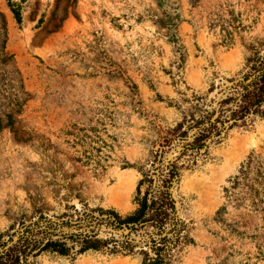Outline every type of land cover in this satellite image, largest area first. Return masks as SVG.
Here are the masks:
<instances>
[{
  "label": "rangeland",
  "instance_id": "374dc122",
  "mask_svg": "<svg viewBox=\"0 0 264 264\" xmlns=\"http://www.w3.org/2000/svg\"><path fill=\"white\" fill-rule=\"evenodd\" d=\"M252 46L264 48V0H0V232L36 209L131 211L139 168L180 119L169 103L236 75ZM77 129L107 151L103 167L76 161ZM249 159L247 178L230 188ZM194 162L173 189L193 242L172 264H264V118L231 129ZM140 261L88 251L35 264Z\"/></svg>",
  "mask_w": 264,
  "mask_h": 264
},
{
  "label": "trees",
  "instance_id": "16d2710c",
  "mask_svg": "<svg viewBox=\"0 0 264 264\" xmlns=\"http://www.w3.org/2000/svg\"><path fill=\"white\" fill-rule=\"evenodd\" d=\"M11 5L16 22L21 23L19 8ZM171 37L176 43L175 36ZM232 39L227 30L222 43L232 44ZM179 56L182 61L183 55ZM216 88L217 93L210 97ZM157 98L162 100L160 95ZM169 105L180 112V119L166 130L159 148L152 149L149 160L139 168L131 211L121 213L113 207L84 203L81 210L72 205L60 215L48 217L36 209L29 220L22 215L0 232V264H35L43 254L74 258L88 251L137 254L140 264H172L173 253L193 242L179 216L174 186L191 161L207 154L210 144L255 117L264 118V48L252 46L239 72L217 87L212 85L207 94L192 93ZM69 134L74 136V144L82 146L76 161L98 169L110 158L102 146L91 145L97 141L82 129ZM251 163L249 159L240 165L239 176L229 180L230 188H235L240 178H247Z\"/></svg>",
  "mask_w": 264,
  "mask_h": 264
},
{
  "label": "bare ground",
  "instance_id": "6f19581e",
  "mask_svg": "<svg viewBox=\"0 0 264 264\" xmlns=\"http://www.w3.org/2000/svg\"><path fill=\"white\" fill-rule=\"evenodd\" d=\"M120 176L122 177L123 175H120ZM124 176H126V175L124 174ZM119 178H120V177H119ZM129 180H130V179H129ZM129 180H128V181H129ZM130 182H131V181H130ZM124 183H125V182H124ZM117 184H118V183H117ZM115 187L118 188L119 186L116 185ZM125 187H126V186H125ZM127 187H128V186H127ZM123 188H124L123 186H121V188L119 187L120 190H122ZM126 190H128V189H126ZM115 191H117V189H116ZM126 194H127V193H126ZM126 194H125V195H126ZM115 199H116V198H115Z\"/></svg>",
  "mask_w": 264,
  "mask_h": 264
}]
</instances>
